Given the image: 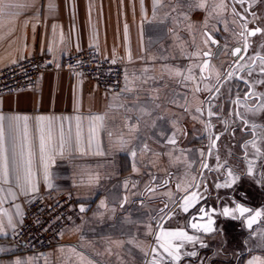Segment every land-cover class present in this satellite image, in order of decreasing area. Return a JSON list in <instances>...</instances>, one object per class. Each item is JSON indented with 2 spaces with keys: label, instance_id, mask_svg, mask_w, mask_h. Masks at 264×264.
<instances>
[{
  "label": "crops",
  "instance_id": "obj_1",
  "mask_svg": "<svg viewBox=\"0 0 264 264\" xmlns=\"http://www.w3.org/2000/svg\"><path fill=\"white\" fill-rule=\"evenodd\" d=\"M50 3L54 5L51 9ZM0 8V68L36 54L62 57L90 47H97L103 56L120 59L126 67L121 92L109 91L75 71L63 69L45 72L36 90L0 96L6 146H11L14 136L19 142L23 133L24 122L20 121L18 131L10 130V118L29 117L24 161H31L32 179L38 188L27 197L19 195L11 158L8 183L3 182L0 161V222L7 232L0 235V247L5 249L0 252V264H14L17 259L23 264H88V260L92 264H147L159 231V209L168 204L169 210H174L173 200L166 193L179 198L183 192L177 190V184L183 188L193 176L199 181V150L205 151L209 165L216 164L214 156H207L209 141L203 124L193 119L197 107L204 109L201 118L207 119L212 94L204 90L205 84L216 85V72L221 74L223 87L219 99L212 103L219 106L220 116L229 120L228 113L234 107L231 100L237 92L243 96L247 90L242 79H224L234 67L230 50L235 45L243 46L241 38L234 34L239 31L240 21L236 17L237 23H233L230 0L229 11L222 18L208 19V31L226 46L218 59H211L210 68L204 73L208 79H201L199 68L194 67L202 63V58L191 55L198 51L213 53L215 49L213 44L203 43L207 12L189 9L187 0H159L155 13L153 0H2ZM236 8L242 11L239 5ZM252 11L264 17V4ZM256 26L264 27V19L249 24V28ZM262 41L264 37L259 35L250 38L249 56L259 50ZM189 66H193L197 77L195 83L183 82L169 71L186 70ZM236 76L246 77V72H237ZM255 78L256 73L249 79ZM197 83L199 92L194 90ZM256 90L264 92V86H257ZM96 115L105 117L102 127L99 121L90 120ZM211 120L214 132L224 130L219 119ZM130 124H137V131L130 132ZM234 127L235 136L225 133L217 146L222 160L231 149L229 164L240 171L245 167L240 145L251 137ZM41 129L45 137L43 158ZM174 132L177 143L169 145L165 137ZM121 138L127 142L124 150H120ZM133 149L137 152L135 158L130 154ZM50 155H54V161L49 162L52 188L44 180V163ZM189 162L191 169L187 167ZM134 163L138 171L133 170ZM205 176L208 192L197 207L219 210L233 199L252 208L264 207V189L251 179L242 177L233 189H216L218 174L205 170ZM219 179L222 181L223 177ZM149 187L155 191H146ZM47 191L72 193L78 200V211L53 248L39 252L20 250L12 243L11 235L21 225L27 203ZM125 197L128 202L121 208ZM101 200L107 207H100ZM81 205L84 212L80 211ZM195 213L196 209L187 214L180 212L162 222V227H185ZM9 217L14 229L8 223ZM213 219L219 231L204 237L209 247L198 249V258L185 257L182 264H247L253 255L264 256V248L256 247L258 237L251 235L264 230V220L250 230L242 220L218 213ZM149 224L152 235L147 234ZM186 230L193 233L190 227ZM222 242L226 243L221 254L216 255ZM185 250H191V246Z\"/></svg>",
  "mask_w": 264,
  "mask_h": 264
},
{
  "label": "snow or ice",
  "instance_id": "obj_2",
  "mask_svg": "<svg viewBox=\"0 0 264 264\" xmlns=\"http://www.w3.org/2000/svg\"><path fill=\"white\" fill-rule=\"evenodd\" d=\"M0 2H2V0H0ZM158 2L159 0H153L154 13ZM230 3V13L234 17L233 23H237V20L235 19L236 17H238L240 21L238 23L239 31L234 34L241 38L243 46H237L231 51V56L236 58L233 62L234 67L232 71L227 72L224 79L225 82L232 80L234 77L242 79L244 84L247 86V90L243 93V96L237 92L235 99L231 100L234 107L233 110L228 113V117H231V120H229L227 117H221L219 114V106L212 103L213 100L219 99V94L221 92V88L223 87V84H221V74L216 72V85L209 87L208 84H205L204 90L212 94L206 110L207 119L201 118L204 116V109L201 107L196 108V114L193 115V119L198 120L201 124H203L204 131L207 134V139L209 141L207 146V156H214L216 164L214 166L209 165L205 159V151L203 149L199 150L201 161L199 181H197V178L193 176L191 180L184 184L183 188H181L180 184H177V190L183 192V195L179 198L173 199L171 192L166 193L169 199L173 200L174 210L170 211L168 204H165L163 208L159 209V212L161 213L157 223L159 231L154 236L155 246L151 248L152 258L147 262V264H182L185 257L198 258V249L209 247L204 237L219 231L214 227L215 220L213 219V216L217 213L225 218L242 220L250 230L253 229L254 224L264 220V207L252 208L235 199L231 201L230 205L228 203L222 205L219 210L216 208L206 209L204 206L197 207V205L206 198V194L208 192L205 170L218 174L217 182L214 184L216 189H233L234 185H237L242 177L251 179L260 188L264 189V92L256 90L257 86H264V41L258 45L259 50L252 53L251 56L248 55V51L252 46L250 38L258 35L264 37V27L256 26L249 28V24H256L258 20L264 19V17L259 16L257 12L252 11V9L256 6L264 4V0H230ZM236 5H239L242 11H238ZM53 7L54 5L50 3L49 8L51 9ZM187 7L189 9H199L207 12V16L203 24L205 29L203 32V43L206 46L209 44H217L216 39L208 31V19L212 17L222 18L224 14L229 11V0H211V4H209V0H187ZM2 11L3 9L0 8V14H2ZM173 11H175V9H173ZM249 17H251V19H249ZM188 27L191 28L192 25L189 24ZM225 30L227 31V25H225ZM48 50L51 51V48ZM191 55L197 58H202V63L197 64L194 67L199 68L201 79H208V77L204 76V73L210 68L209 60L207 58L212 55L211 51H198ZM113 63H115V60H113ZM169 71L170 73L174 72L176 76L181 77L183 82L192 81L195 83L197 80V77L193 75V66H189L186 70L176 68L169 69ZM185 71L187 72V75H185ZM237 72H246L247 78L245 76H236ZM254 73L257 74L258 78L249 79L253 77ZM194 90L196 92L201 91L198 83L196 84ZM157 107H159V105H157ZM214 108L218 110L214 111ZM140 111L150 115V113H147L144 108H140ZM212 117L219 119L224 129L222 132L216 133L213 131L215 126L212 123ZM3 119L4 117L0 116V161H2L3 164V182H9V159L11 158L15 171L16 187L19 190L18 194L27 197L38 191L37 185L32 179L33 173L31 170V161H24V148L26 142L28 141L27 121L29 117L16 116L10 118V130L18 131L20 128V121L24 122L23 133L19 142L15 136L12 137L10 147L5 144L2 123ZM38 119L44 120L45 117H39ZM104 119L105 117L102 115L90 117V120L99 121L101 127L103 126ZM234 126H238L242 133H248L251 137L250 139H246L240 145L243 149L242 162L245 165V167L240 171L235 170V167L229 164V159L233 156L231 149L228 150L227 156L222 160L217 146V142L220 141L221 136L225 133H228L232 137L235 136ZM128 127L130 132H135L138 129L137 124H130ZM51 139V127H49V142H51ZM165 140L169 145H176V133L174 132L171 137H165ZM120 143V150H124L127 142L121 138ZM63 149L64 145L61 143L59 152V155L61 156L64 154ZM144 149H148L147 144L144 145ZM40 152L43 158V153L45 152V137L43 135V129H41L40 135ZM130 154L133 158L137 156V152L134 149L131 150ZM169 155L171 157V153H169ZM29 156H31V152H29ZM175 159L178 160L179 157H175ZM50 161H54V155H50L48 160L44 163V180L48 187L52 188L53 185L51 183L49 172ZM187 167L191 169V162L188 163ZM133 170L138 171L135 163L133 164ZM185 175L187 176V173ZM220 176L223 177L222 181L219 179ZM153 181H155V177H153ZM167 183V180L163 181V184L166 185ZM125 187H127V184H125ZM201 189H203V191H201ZM146 191L154 192L155 189L149 187ZM127 202L128 198L125 197L120 207L123 208L124 204ZM100 207H107L104 200L100 201ZM191 209H196V213L191 216V219L185 227L177 229H165L162 227V222L166 219L171 220L180 212L187 214ZM80 211H85V207L83 205L80 206ZM113 211H115V209H113ZM153 219L156 218L154 217ZM8 223L13 229L15 228L11 217H9ZM189 227L193 230L192 234L186 230V228ZM147 228V234L152 235V225H147ZM0 235H7L2 222H0ZM251 235L253 237H258L256 247L264 248V230H261L259 233L253 231ZM224 243L226 242H222L221 247L218 248L216 252V255L221 254ZM245 243H247V241H245ZM189 245L191 246V250H185L186 246ZM3 251H5V249L0 247V252ZM251 251L252 249L249 248V252ZM80 255L83 257L82 253ZM14 264H23V262L17 259ZM88 264H92V261L88 260ZM247 264H264V256L253 255L251 259L247 261Z\"/></svg>",
  "mask_w": 264,
  "mask_h": 264
},
{
  "label": "built area",
  "instance_id": "obj_3",
  "mask_svg": "<svg viewBox=\"0 0 264 264\" xmlns=\"http://www.w3.org/2000/svg\"><path fill=\"white\" fill-rule=\"evenodd\" d=\"M63 69L75 71L113 92H121L126 81V67L120 59L103 56L97 47H90L62 57L36 54L0 68V96L36 90L45 72ZM77 207L78 200L69 192L35 195L25 206L21 225L11 235L12 243L25 251L53 248L62 230L74 219Z\"/></svg>",
  "mask_w": 264,
  "mask_h": 264
},
{
  "label": "water",
  "instance_id": "obj_4",
  "mask_svg": "<svg viewBox=\"0 0 264 264\" xmlns=\"http://www.w3.org/2000/svg\"><path fill=\"white\" fill-rule=\"evenodd\" d=\"M211 35H212V34H211ZM213 37L216 39L217 44L213 45L215 49H214V51H213V53H212V56H210V57L207 58V59L209 60V63H210V61H211L212 58H213V59H218V58L223 54V52H224L225 49H226V46H225V44L221 41V39H219V38H217V37H215V36H213ZM237 46L242 47L241 45H235V46L232 47V49L230 50V53H231V51H232L235 47H237ZM230 53H229V54H230ZM230 56H231V54H230ZM231 58H232L233 60L236 59L235 57H232V56H231Z\"/></svg>",
  "mask_w": 264,
  "mask_h": 264
}]
</instances>
